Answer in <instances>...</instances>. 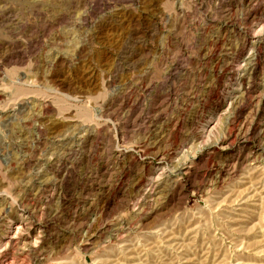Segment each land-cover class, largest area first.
<instances>
[{
  "label": "rangeland",
  "instance_id": "1",
  "mask_svg": "<svg viewBox=\"0 0 264 264\" xmlns=\"http://www.w3.org/2000/svg\"><path fill=\"white\" fill-rule=\"evenodd\" d=\"M0 264H264V0H0Z\"/></svg>",
  "mask_w": 264,
  "mask_h": 264
},
{
  "label": "bare ground",
  "instance_id": "2",
  "mask_svg": "<svg viewBox=\"0 0 264 264\" xmlns=\"http://www.w3.org/2000/svg\"><path fill=\"white\" fill-rule=\"evenodd\" d=\"M60 131H62V130H60ZM57 133V132H56ZM24 138V137H23ZM67 145V144H66ZM24 153V152H23ZM64 157V156H63Z\"/></svg>",
  "mask_w": 264,
  "mask_h": 264
}]
</instances>
